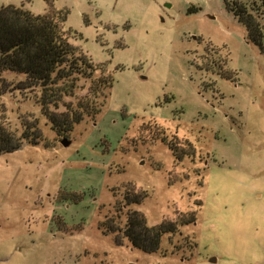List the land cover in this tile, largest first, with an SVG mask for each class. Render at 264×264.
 <instances>
[{
	"label": "rangeland",
	"instance_id": "rangeland-1",
	"mask_svg": "<svg viewBox=\"0 0 264 264\" xmlns=\"http://www.w3.org/2000/svg\"><path fill=\"white\" fill-rule=\"evenodd\" d=\"M51 2L113 86L63 147L15 89L24 76L0 73V123L19 137L37 119L42 136L0 154V264H264V43L247 41L224 0ZM9 4L47 10L45 0H0ZM132 186L146 198L119 211ZM131 211L149 226L195 222L147 254L99 227L124 229Z\"/></svg>",
	"mask_w": 264,
	"mask_h": 264
},
{
	"label": "trees",
	"instance_id": "trees-1",
	"mask_svg": "<svg viewBox=\"0 0 264 264\" xmlns=\"http://www.w3.org/2000/svg\"><path fill=\"white\" fill-rule=\"evenodd\" d=\"M45 2L47 10L43 14H35L23 5L0 6V73L23 75L24 80L18 82L15 89L30 93L51 130L66 139L75 125L94 121L101 113L110 95L113 77L105 65H95L71 42L77 34L65 25L67 12L55 9L51 0ZM249 3L224 0L227 11L245 27L247 41L262 48L264 28L259 22V11L264 10V0ZM4 92L5 86L0 88V94ZM33 121L21 125L19 137L0 123V154L19 150L23 142L37 145L42 136L37 119ZM176 144V141L169 142L168 146L179 160ZM186 144L191 152L190 144ZM145 198V193L132 186L126 189L121 205L114 206L118 204L122 211ZM194 222L193 214L184 221L180 218L149 226L142 213L131 211L125 213L124 229L115 222L109 225L101 222L99 227L103 234H113L115 242L126 240L134 249L154 254L159 251L164 234L174 233L178 226Z\"/></svg>",
	"mask_w": 264,
	"mask_h": 264
},
{
	"label": "water",
	"instance_id": "water-1",
	"mask_svg": "<svg viewBox=\"0 0 264 264\" xmlns=\"http://www.w3.org/2000/svg\"><path fill=\"white\" fill-rule=\"evenodd\" d=\"M61 145L63 147H68L70 145V141L66 140V139H63L61 140ZM215 260H212V262H214Z\"/></svg>",
	"mask_w": 264,
	"mask_h": 264
}]
</instances>
